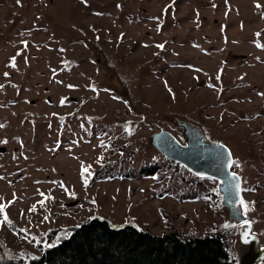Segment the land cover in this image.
Here are the masks:
<instances>
[{"label": "rangeland", "instance_id": "1", "mask_svg": "<svg viewBox=\"0 0 264 264\" xmlns=\"http://www.w3.org/2000/svg\"><path fill=\"white\" fill-rule=\"evenodd\" d=\"M258 43L264 0H0V204L11 221L0 237L12 251L38 254L49 229L95 215L162 233L170 230L164 208L182 233L230 224L238 264L259 253L264 264ZM176 119L231 148L244 220L231 217L216 181L152 142L163 129L185 142ZM104 163L122 172L157 167L151 176L94 179Z\"/></svg>", "mask_w": 264, "mask_h": 264}, {"label": "trees", "instance_id": "2", "mask_svg": "<svg viewBox=\"0 0 264 264\" xmlns=\"http://www.w3.org/2000/svg\"><path fill=\"white\" fill-rule=\"evenodd\" d=\"M124 173L110 171L94 179ZM181 195L189 198L190 192L184 189ZM161 213L170 227L162 233L133 223L114 226L107 217L95 215L76 225L49 229L45 240L36 243L40 253L22 251L25 256L13 254L0 237V264H238L230 224L220 223L201 235L182 233L170 221L169 212L161 208ZM12 228L27 235L17 226ZM45 242L54 246L45 247Z\"/></svg>", "mask_w": 264, "mask_h": 264}, {"label": "water", "instance_id": "3", "mask_svg": "<svg viewBox=\"0 0 264 264\" xmlns=\"http://www.w3.org/2000/svg\"><path fill=\"white\" fill-rule=\"evenodd\" d=\"M178 120L179 124L186 126V128L193 129L195 131H199L198 127H192L193 123L187 120ZM199 137V134L197 133ZM203 137V136H202ZM152 142L157 145L159 149H161L166 155H168L171 159L178 161L188 167L190 170L200 174V175H211L217 178H224L227 181V178H233L232 173H236L238 177L240 189L242 184V179L239 173L232 172L229 170V166L233 161V153L231 148L222 142H207L205 140H199V145L194 144L190 146V143L183 144L178 137L170 130L163 129L162 131L155 132L152 137ZM5 146L0 145V150H5ZM222 158L221 167L218 168L217 171L211 170L207 167V164L213 163L215 157ZM231 183V182H230ZM236 183L234 182L232 185ZM234 188V187H233ZM233 198L229 200L230 204V215L233 218H238L240 220L245 219V215L241 213L239 206L235 203L239 196L236 193V189H233ZM256 247V246H255ZM257 249V247H256ZM13 254L16 255H26V252H22L20 250L12 251ZM262 253H259L253 259H250L248 262L243 264H257L260 260Z\"/></svg>", "mask_w": 264, "mask_h": 264}, {"label": "flooded vegetation", "instance_id": "4", "mask_svg": "<svg viewBox=\"0 0 264 264\" xmlns=\"http://www.w3.org/2000/svg\"><path fill=\"white\" fill-rule=\"evenodd\" d=\"M181 120V119H180ZM176 123L183 127V131H184V134H185V142H182L183 144H188L190 143V146H193L194 144H197L199 145V140H205L207 142H219V141H216V140H211V139H208L202 132V129L193 123V128L194 127H198L199 131H195L193 129H190V128H186V126L184 125H181L179 124L178 120H176ZM192 123V122H191ZM197 133L199 134V137L197 136ZM203 136V137H202ZM152 137V136H151ZM156 145V144H155ZM157 146V145H156ZM161 150V149H160ZM162 151V150H161ZM163 152V151H162ZM163 154H165L163 152ZM166 155V154H165ZM167 158H169L171 161H174V162H177L181 165H183L182 163L178 162V161H175L173 159H171L168 155H166ZM221 164L222 163V158H221V155H220V158L218 157H215L214 159V162L213 163H210V164H207V167L211 170H214V171H217L218 168L221 167ZM114 165V164H113ZM186 170L188 172H190L192 175H194L195 177L197 178H200V179H207V180H213V181H216L217 184H218V188L221 192V195H222V199L224 201V203L226 204V206L228 207V209L230 210V204H229V200L231 198H233V187H230V185L233 184L234 182V179L231 178V176H229L230 178H227V181L226 179H222V178H217V177H214V176H211V175H200L192 170H190L188 167H186L185 165H183ZM114 166L112 167H108L105 163L103 165H101L100 167H98L97 169H95L94 171V175L96 176L97 174L99 175H106L108 172L110 171H120L121 168H113ZM156 167L157 165L153 164V165H143L141 168L139 167L137 171H131V170H127L125 171V175H127L128 177L132 175L135 176V175H145V176H151V175H154L155 172H156ZM229 170L232 171V172H236V170L233 169V163L230 164L229 166ZM193 176V177H194ZM94 177V176H93ZM102 178V177H101ZM105 178V177H104ZM135 178V177H133ZM214 178V179H213ZM232 184H231V183ZM214 192L212 191V194ZM238 205V204H237Z\"/></svg>", "mask_w": 264, "mask_h": 264}, {"label": "snow or ice", "instance_id": "5", "mask_svg": "<svg viewBox=\"0 0 264 264\" xmlns=\"http://www.w3.org/2000/svg\"><path fill=\"white\" fill-rule=\"evenodd\" d=\"M18 2H19V0H18ZM256 6H257V8H260V7H261V5H259L258 3H257ZM257 35L259 36V33H257ZM257 46H258V47H264V45H261V44H259V43L257 44ZM158 47L163 48V45H158ZM12 60L14 61L15 58L13 57ZM12 66H13V67L15 66L14 63H13ZM5 75L7 76L8 74L5 73ZM2 87H3V85H0V88H2ZM70 87H71V86H70ZM232 163H235V161H232ZM89 168H90V166L85 167V166L82 165V172H81V175H82V177L84 178V183H85V184H87V179H88L87 176H85V173H89ZM89 175H90V173H89ZM232 176H233V179L236 180V183H235L234 185H230V187H234V188L236 189V193H237V195H239V192L241 191V189H240V184H239L238 177L236 176V173H232ZM213 179H214V178H213ZM41 195H43V194H41ZM49 198H50V197H49ZM10 203H11V202H10ZM39 203H40L41 205H43L44 201L42 200V201H40ZM235 203H237L239 206H241V207L244 209L245 212L248 211L249 206H248V204L244 201L243 198L238 199ZM5 208H6V205H5V204H0V214H2V216H3V219L0 220V224H4V223H9V224H10V223H11V221L9 220V218H8L6 212H5ZM29 210H30V211H34V210H35V206H33V207H32L31 209H29ZM45 219H47V217H45ZM250 223H251V221H245V224H249V225H250ZM21 231L27 232L26 229H21ZM25 238H27V237H25ZM33 239H35V238H33ZM58 240H59V238H57V242H58ZM36 243H37V244H40V240H36ZM44 246L50 248V247H53L54 245L45 242Z\"/></svg>", "mask_w": 264, "mask_h": 264}, {"label": "bare ground", "instance_id": "6", "mask_svg": "<svg viewBox=\"0 0 264 264\" xmlns=\"http://www.w3.org/2000/svg\"><path fill=\"white\" fill-rule=\"evenodd\" d=\"M248 260V259H247Z\"/></svg>", "mask_w": 264, "mask_h": 264}]
</instances>
